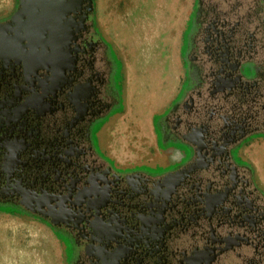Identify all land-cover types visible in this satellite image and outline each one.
<instances>
[{
  "label": "flooded vegetation",
  "instance_id": "1",
  "mask_svg": "<svg viewBox=\"0 0 264 264\" xmlns=\"http://www.w3.org/2000/svg\"><path fill=\"white\" fill-rule=\"evenodd\" d=\"M14 1L0 18V212L51 226L67 264H264V191L235 155L264 136L256 0H195L185 84L158 127L185 156L160 172L95 143L119 101L95 0Z\"/></svg>",
  "mask_w": 264,
  "mask_h": 264
},
{
  "label": "rangeland",
  "instance_id": "2",
  "mask_svg": "<svg viewBox=\"0 0 264 264\" xmlns=\"http://www.w3.org/2000/svg\"><path fill=\"white\" fill-rule=\"evenodd\" d=\"M121 1L122 6L111 1L116 8L112 23L103 21L108 34L101 31L102 21L97 20V14L93 16L100 37L110 48L115 65L113 83L119 93V101L111 115L125 111L124 115L117 118V123L114 120L117 125L113 122V128L109 131L102 132L100 137L96 132L95 143L116 165L121 166V161L125 160H132L131 163L138 160L130 166L160 172L166 168L139 161L149 159L146 150L150 147L147 144L151 135V118L159 133L160 121L170 106L160 111L185 84L187 72L184 56L187 52V37L193 28V17L189 19V15L191 8L194 9L195 0ZM14 3V0H0V5L6 9L12 10ZM103 9L104 6L98 4L97 12L102 13ZM117 15H123V19L116 20ZM244 72L252 75L254 68L247 65ZM107 120L97 122L95 131ZM259 137L262 135L253 138ZM101 142L115 145V157L110 156L109 150L104 152ZM246 142L235 149V155L239 162L252 168L254 175L253 167L240 155ZM160 144L165 145L162 142ZM259 150L264 159V145ZM187 151L190 155L188 147ZM73 251L72 246L66 255L72 257ZM0 264H67V261L64 245L51 226L25 213L0 212Z\"/></svg>",
  "mask_w": 264,
  "mask_h": 264
},
{
  "label": "crops",
  "instance_id": "3",
  "mask_svg": "<svg viewBox=\"0 0 264 264\" xmlns=\"http://www.w3.org/2000/svg\"><path fill=\"white\" fill-rule=\"evenodd\" d=\"M111 1H114L115 4H119L120 6H122V1L121 0H95V6H96V18L98 21H102L100 22V27H101V31L105 32L106 34V24L112 23L111 20L115 18V13H116V8L114 5H112ZM98 4L102 6H104V11H99V13L97 12L98 9ZM14 7H15V3H14ZM14 9V8H13ZM12 9V10H13ZM101 9V8H100ZM9 8H5L4 6L2 7V5H0V17L2 16H6L7 14H9L10 12H8ZM8 12V13H7ZM193 12V7L191 8L190 11V15H189V19L190 16ZM123 19V15L119 16L117 15V19L116 20H122ZM115 20V21H116ZM105 21V22H103ZM98 24V23H97ZM99 31V30H98ZM118 33V32H117ZM178 94V93H177ZM177 94L174 95V97L170 100V102L167 104V106L165 108H163L160 112L164 111L167 107H169L171 105V103L173 102V100L175 99V97L177 96ZM159 112V111H158ZM124 112H120L114 115H111L107 121L104 122V125L102 127H100L101 131H97V133L99 134V137L101 135L102 132H107L109 131V129L113 126V122L114 120H118L117 118L120 117L121 115H124ZM150 130H151V135H150V141L148 142L147 145H149V149H147V153H148V158L141 162L142 164H148L154 167H165L168 165H172L175 163H178L180 161H182V159L185 156V151L181 148H178L176 146H171V145H161L160 144V138L159 135L156 131V127L154 125V122L151 118L150 120ZM118 121H116L117 123ZM115 124V122H114ZM101 140V138H100ZM106 141V140H105ZM102 146H104V152L106 150H109L111 152L110 156L115 157V150L114 148L115 145L112 143L105 145L103 142ZM146 145V146H147ZM264 145V136L259 137V138H253L251 139L248 143L245 144L244 148L241 149L240 155L243 158V160H246L250 163V165L253 167L254 169V178L256 181V184L258 185V187L264 191V159L262 158V153L260 152L259 148L262 147ZM132 160L128 161L130 163H128L126 160L125 161H121L122 164L124 165H133L136 164L135 163H131Z\"/></svg>",
  "mask_w": 264,
  "mask_h": 264
},
{
  "label": "trees",
  "instance_id": "4",
  "mask_svg": "<svg viewBox=\"0 0 264 264\" xmlns=\"http://www.w3.org/2000/svg\"><path fill=\"white\" fill-rule=\"evenodd\" d=\"M256 6H257V12H258V22L264 26V0H256ZM95 32H96V35L103 40V38L100 37L97 29ZM104 43L107 44L105 41H104ZM250 169L252 170L251 167H250ZM262 194L264 195V192H262Z\"/></svg>",
  "mask_w": 264,
  "mask_h": 264
},
{
  "label": "bare ground",
  "instance_id": "5",
  "mask_svg": "<svg viewBox=\"0 0 264 264\" xmlns=\"http://www.w3.org/2000/svg\"><path fill=\"white\" fill-rule=\"evenodd\" d=\"M115 125H117V124H115ZM112 128H113V126H112ZM111 131H112V130H111ZM114 131H115V130H114ZM112 132H113V131H112ZM109 135H110V134H109ZM109 135H108V136H109ZM105 138H106V136H105ZM109 140H110V139H109ZM121 141H122V140H121ZM129 141H130V140H129ZM140 144H141V143H140ZM139 146H140V145H139ZM103 147H104V146H103Z\"/></svg>",
  "mask_w": 264,
  "mask_h": 264
},
{
  "label": "water",
  "instance_id": "6",
  "mask_svg": "<svg viewBox=\"0 0 264 264\" xmlns=\"http://www.w3.org/2000/svg\"><path fill=\"white\" fill-rule=\"evenodd\" d=\"M50 59V58H49ZM53 60V59H52Z\"/></svg>",
  "mask_w": 264,
  "mask_h": 264
}]
</instances>
